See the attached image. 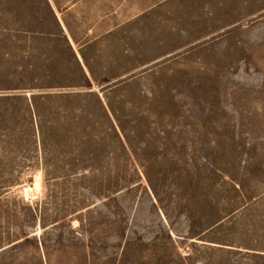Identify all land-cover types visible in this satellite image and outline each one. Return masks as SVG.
Masks as SVG:
<instances>
[{
	"label": "rangeland",
	"instance_id": "1",
	"mask_svg": "<svg viewBox=\"0 0 264 264\" xmlns=\"http://www.w3.org/2000/svg\"><path fill=\"white\" fill-rule=\"evenodd\" d=\"M0 264H264V0H0Z\"/></svg>",
	"mask_w": 264,
	"mask_h": 264
}]
</instances>
